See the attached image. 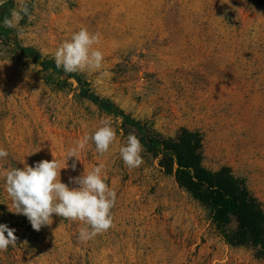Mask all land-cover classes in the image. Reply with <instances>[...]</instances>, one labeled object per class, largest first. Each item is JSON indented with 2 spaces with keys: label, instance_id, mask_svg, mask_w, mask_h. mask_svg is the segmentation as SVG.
I'll list each match as a JSON object with an SVG mask.
<instances>
[{
  "label": "rangeland",
  "instance_id": "374dc122",
  "mask_svg": "<svg viewBox=\"0 0 264 264\" xmlns=\"http://www.w3.org/2000/svg\"><path fill=\"white\" fill-rule=\"evenodd\" d=\"M10 0H0V6ZM30 13L0 35V224L17 243L0 264H264L252 243L237 245L235 222L216 224L209 209L165 173L142 146L143 163L128 169L119 149L136 129L80 96L78 84L42 70L23 49L54 60L55 50L80 28L99 33L93 45L101 69L77 72L101 98L175 139L183 128L204 136V164L246 179L264 209V5L256 0H11ZM109 119L116 140L104 155L91 141L76 170L104 164L116 192L112 227L88 242L80 221L52 215L35 231L14 214L2 173L54 158L65 166L69 149ZM38 151V152H37ZM24 162V163H23ZM59 171V170H58ZM59 178V177H58ZM7 235V233H5Z\"/></svg>",
  "mask_w": 264,
  "mask_h": 264
},
{
  "label": "clouds",
  "instance_id": "9594fccd",
  "mask_svg": "<svg viewBox=\"0 0 264 264\" xmlns=\"http://www.w3.org/2000/svg\"><path fill=\"white\" fill-rule=\"evenodd\" d=\"M21 13L31 18L27 5L22 2L20 10L13 8L11 18L5 16L0 24L6 28L15 27L23 19ZM99 42V33H90L86 28H80L55 50L56 69L63 70L65 74L101 69L104 55L93 47ZM115 140L116 132L111 121L103 119L93 133H85L77 141L76 147L67 151L63 168L54 158L51 162L41 160L34 166L23 162L22 169L13 167L5 170L2 175L14 209L11 212L26 216L35 231L50 225L53 214L65 220L80 221L86 225L79 229L78 239L81 242H88L107 232L113 224L111 209L115 205L116 192L105 182L106 177L102 175L104 164L95 166L86 174L69 177L71 184L78 185L71 189L61 182L60 170L69 167L67 161L74 157L71 169L75 171L80 153L90 141L95 144L96 152L104 155ZM142 150L140 139L130 133L126 144L119 149L120 157L128 169L141 166ZM8 155L5 149L0 148V159L7 158ZM15 231L7 224H0V252L7 251L9 246H16Z\"/></svg>",
  "mask_w": 264,
  "mask_h": 264
},
{
  "label": "trees",
  "instance_id": "16d2710c",
  "mask_svg": "<svg viewBox=\"0 0 264 264\" xmlns=\"http://www.w3.org/2000/svg\"><path fill=\"white\" fill-rule=\"evenodd\" d=\"M264 5V0H256ZM13 2L0 6V21L11 18ZM9 33L0 24V35ZM34 57L43 71L58 76L64 82L75 81L80 96L99 106L103 111L122 118L124 124L137 130L146 151L158 160L168 175L175 177L178 185L206 206L212 220L221 226L235 222L234 239L237 245L252 243L264 256V209L252 194L245 178L237 176L231 167L223 166L217 171L204 164V136L199 131L183 128L175 139L166 140L154 136L148 124L133 118L117 104L98 96L81 75L65 74L57 70L54 60L43 58L34 49H23Z\"/></svg>",
  "mask_w": 264,
  "mask_h": 264
}]
</instances>
